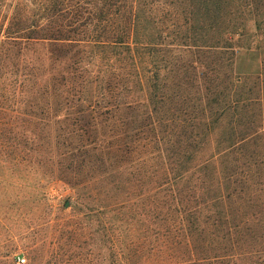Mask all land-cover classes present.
Here are the masks:
<instances>
[{"label": "rangeland", "instance_id": "rangeland-1", "mask_svg": "<svg viewBox=\"0 0 264 264\" xmlns=\"http://www.w3.org/2000/svg\"><path fill=\"white\" fill-rule=\"evenodd\" d=\"M68 1L65 8L31 5L27 11L172 13L178 26L193 12L190 0ZM79 1L91 5L75 6ZM207 6L209 20L200 24L198 40L180 48L168 45L169 37L158 55L166 68L178 58L199 61L190 89L182 91L188 92L193 116L206 110V121H215L205 136L195 129L194 141L179 138L177 148L165 147L169 162L184 163L189 156L191 167L206 165L208 179L196 173L188 184L187 177L181 182L196 200L191 199L189 219L190 264H264V0H209ZM184 35L190 38V32ZM169 76L172 95L179 83ZM170 105L165 102L164 110ZM74 111L66 110L62 120L58 108L16 105L0 115L6 129L0 141L9 145L0 149V264H121L114 250L121 254L124 247L141 245L146 189L158 180L147 184L144 155L131 154L123 135L110 137L127 129L123 115L115 125L97 116L96 124L88 113ZM66 124L80 129L71 143L63 138ZM69 144L90 145L85 154L67 152ZM206 186L230 200L204 199ZM101 206L104 216L96 214Z\"/></svg>", "mask_w": 264, "mask_h": 264}, {"label": "trees", "instance_id": "trees-1", "mask_svg": "<svg viewBox=\"0 0 264 264\" xmlns=\"http://www.w3.org/2000/svg\"><path fill=\"white\" fill-rule=\"evenodd\" d=\"M208 1L190 0L193 4V12L188 13L190 19L178 26L172 13L33 12L27 11L31 5L56 9L70 6L71 2L49 0L29 4L18 0L8 4L7 0H0V115L16 105L32 110L58 108L63 112L62 120L66 118V110L88 113V119L96 124H99L97 116L115 125L118 116L123 115L127 129L110 137L123 135L131 154L144 155L147 184L156 185L155 179L158 180L157 187L146 189L148 201L143 213L146 231L139 249L124 247L121 254L114 250L121 264L136 261H140L139 264H190L191 261L189 219L194 208L191 199L194 203L196 200L184 184L196 173L208 179L206 165L200 169L198 165L191 167L189 156L184 163L169 162V151L165 147L177 148L180 139L194 141L195 129H200L199 134L205 136L204 130L209 133V124L215 121H206V110L201 114L199 110L198 116H193L188 92L182 91V88L190 89L192 70H196L199 61L188 63L178 58L166 68L158 55L164 50L159 46L169 37L172 39L167 44L180 48L186 47L187 41L198 40L203 29L200 24L209 20ZM83 4L91 5L74 2L77 7ZM147 5L151 6L152 2ZM7 6L8 10L2 12ZM180 27H184L183 32H190V38L182 37ZM165 71L167 75L163 76L161 73ZM172 74L179 84L177 91L169 95L172 83H167ZM196 79L200 84V77ZM165 102L171 104L167 110L163 108ZM2 119L0 117V138L6 132ZM70 126L64 127L63 138L71 143L79 136L76 132L80 129L72 130ZM93 126L95 123L91 122L90 127ZM94 145L100 150L105 148L97 142ZM87 146L69 144L66 151L87 154ZM8 147V142L0 141V149ZM171 165L178 169L176 174L171 172ZM184 177L187 178L182 185ZM202 196L215 204L231 197L229 194L223 197L222 192L209 186L203 189ZM105 211L101 206L96 214L104 216Z\"/></svg>", "mask_w": 264, "mask_h": 264}, {"label": "built area", "instance_id": "built-area-1", "mask_svg": "<svg viewBox=\"0 0 264 264\" xmlns=\"http://www.w3.org/2000/svg\"><path fill=\"white\" fill-rule=\"evenodd\" d=\"M21 261H23V260H21Z\"/></svg>", "mask_w": 264, "mask_h": 264}]
</instances>
